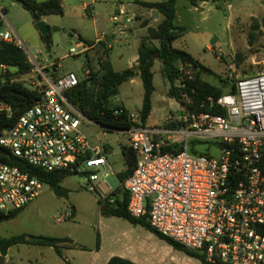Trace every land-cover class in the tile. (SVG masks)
<instances>
[{"label": "built area", "instance_id": "obj_1", "mask_svg": "<svg viewBox=\"0 0 264 264\" xmlns=\"http://www.w3.org/2000/svg\"><path fill=\"white\" fill-rule=\"evenodd\" d=\"M115 5L112 20L131 22L127 9ZM0 39L20 46L10 30L0 32ZM99 41L112 47L110 40ZM92 47L79 42L69 55ZM89 74L86 68L83 77ZM43 78L38 99L13 124L0 127V148L7 153L0 154V212L6 214L42 193L45 183L32 167L75 174L86 169L90 189L101 180L93 169L111 168L102 149L92 147L80 130L86 117L65 95L82 78L74 71L57 79L43 73ZM235 85L236 93L223 94L217 101L225 115L190 111L172 117L167 129L133 125L123 130L137 156L123 187L133 217L147 215L155 230L200 252L207 262L264 264V71L237 77ZM208 102L213 103L212 98ZM3 110L11 108L0 103ZM132 120L137 122L133 114ZM194 139L212 143L211 151L216 149L217 155L191 153ZM170 145L183 149L164 152L163 147ZM10 157L23 164L3 160Z\"/></svg>", "mask_w": 264, "mask_h": 264}, {"label": "rangeland", "instance_id": "obj_2", "mask_svg": "<svg viewBox=\"0 0 264 264\" xmlns=\"http://www.w3.org/2000/svg\"><path fill=\"white\" fill-rule=\"evenodd\" d=\"M218 1L220 8L216 7L213 0H208L203 9L192 16H185L188 32L175 39L173 46L187 50L214 72H199L196 68L180 64L182 76L201 73L204 80L223 86L227 91L231 81L237 77L264 71V0ZM85 2L92 3L91 0H62L63 14L44 17L43 20L50 27V44L46 45L37 23L18 1L0 0V32L9 29L25 53L34 57L30 60L34 65L31 72L21 75L14 68L4 69L0 66V76L12 73V79L23 82L30 89L42 88L45 84L43 73L57 79L66 72L74 71L82 78L86 70L87 53L93 64H96L103 53L102 48L71 56L70 49L76 47L78 40L69 34L82 35L89 40L102 36L115 27L112 17L117 9L114 0L97 2L93 4V13L89 14L83 9ZM122 4L134 17V22L130 23V31L125 29L112 42L110 58L116 71L133 65L139 43L147 35L148 28L143 25L150 21L144 19V15L148 14L147 9L131 0H125ZM2 9L7 10L5 15ZM158 23L154 22L153 25L157 26ZM57 65L60 67L55 68ZM161 69V62L156 60L153 66L155 91L147 123L148 127L167 129L171 126L169 122L172 117L187 116L190 110L181 101L169 96L171 84L163 77ZM179 85L180 80H176L175 86ZM143 97L144 87L138 76L121 85L114 102L123 104L138 121ZM80 130L92 147L99 146L102 149V155L111 166L93 169L101 178L95 188L90 189L86 184L90 171L84 169L81 173H72L59 184L66 195H56L55 189L44 184L42 193L14 218L0 221L2 238L16 235L69 237L74 241V246L60 245L59 254L53 247L17 243L9 248L7 263L51 264L56 258L63 264H72L73 250H76V244H80L85 249V263L93 251L100 250L97 255L100 263L109 256H121L138 264H203L199 258L174 249L141 224L134 225L125 218L101 213L99 201L106 203L108 198L114 200L113 191L119 187L123 189L118 173L126 169L122 148L129 146V140L121 130L108 129L88 119L83 120ZM174 138L180 139L177 135ZM217 153L216 149H212L213 155ZM121 196L120 193L118 198ZM69 213L72 215L68 216Z\"/></svg>", "mask_w": 264, "mask_h": 264}, {"label": "trees", "instance_id": "obj_3", "mask_svg": "<svg viewBox=\"0 0 264 264\" xmlns=\"http://www.w3.org/2000/svg\"><path fill=\"white\" fill-rule=\"evenodd\" d=\"M30 14L35 23L42 20L45 16L51 14H63V4L61 0H16ZM134 3L149 10H156L162 16L157 26H148L147 35L141 40L138 47L137 64L121 71H116L110 59L112 48H108L105 41H93L78 35V43L83 42L91 49L102 48V54L99 56L96 64L87 53L86 68L90 70L88 77H83L79 84L65 93L67 99L88 119L102 127L115 130H126L133 125L147 127L146 123L152 112V95L155 91L153 66L156 60L161 62V71L165 79L171 84L169 96L181 101L190 111H206L213 114L225 115L226 109L217 103L218 99L228 92L236 93L235 81L232 80L229 90H224L223 86L215 85L204 80L201 73L195 76L184 75L179 68L180 64L196 68L199 72H214L196 59L188 51L173 46V41L187 32V27L177 22V5L182 0H160L145 1L131 0ZM194 5L199 0H186ZM2 9V13H6ZM256 24L258 25V21ZM145 22V26L148 25ZM98 47V48H97ZM90 49V50H91ZM89 51V50H88ZM14 68L17 74H27L32 71L34 65L29 60L28 55L23 48L13 42L0 39V66ZM55 68L57 66H54ZM12 73L6 76H0V103L10 106L11 111H0V127L13 124L19 116L29 108L39 97V89H30L23 82L11 78ZM140 77L144 87L143 105L139 112V120H132L131 112L121 103L114 102V99L120 93V87L127 81ZM182 77V78H181ZM180 80V85L175 86V81ZM226 83L227 80H224ZM212 98L213 103L208 102ZM196 146H199L196 149ZM212 143L204 140L194 139L192 141L193 154H209ZM183 146H164V152H178ZM122 152L125 158L126 169L118 173L122 183L133 173L137 156L130 146H124ZM4 161L15 164H23L19 159L3 158ZM27 166V165H26ZM33 172L51 188L56 189L59 184L69 175L70 171L58 170L55 172H45L33 168ZM75 174V173H74ZM122 194L121 197L118 196ZM114 200L108 198L107 202L99 201L100 211L103 215H114L129 220L132 224H141L165 240L174 249L185 252L186 254L199 258L203 264H212L206 261L203 254L189 249L176 240L158 232L149 223L147 215L136 218L128 212V192L122 188L113 191ZM22 209V208H21ZM14 210L6 214L0 212V221L14 218L21 210ZM17 243H28L32 245L51 246L61 254L60 245L70 244L74 246V241L69 237H51L43 235H16L8 238L0 237V253L6 255L8 249ZM76 246H79L76 244ZM83 248V246H81ZM100 247V234L97 235V248ZM105 264H138L131 259L112 256ZM215 264H227L217 262Z\"/></svg>", "mask_w": 264, "mask_h": 264}, {"label": "crops", "instance_id": "obj_4", "mask_svg": "<svg viewBox=\"0 0 264 264\" xmlns=\"http://www.w3.org/2000/svg\"><path fill=\"white\" fill-rule=\"evenodd\" d=\"M39 1H44V0H39ZM62 1V0H61ZM123 1H125V0H123ZM123 1H115L114 0V3L115 4H122V2ZM126 1H130V0H126ZM145 1H160V0H145ZM214 1V3H215V5H216V7L217 8H220V5H219V1L218 0H213ZM208 3V0H199L198 1V4L197 5H194V4H192L191 2H189V1H186V0H182V1H179L178 2V5H177V22L179 23V24H181V25H184V26H186V24L184 23V20H186V18L188 17V16H192L193 15V13L194 12H196V11H199V10H201V9H203L204 8V6L206 5ZM63 4V3H62ZM123 5V4H122ZM124 7H125V5H123ZM94 6L92 5V4H88L87 2H85L84 4H83V9L87 12V13H89V14H92L93 13V8ZM117 7V6H116ZM142 7V6H141ZM126 8V7H125ZM143 8H145V7H143ZM127 9V8H126ZM145 9H147V8H145ZM148 10V14L147 15H144V19H150V21L148 20V25L146 26L147 28H148V26H154L153 25V23L154 22H159V21H161L162 20V16L161 15H159V20L158 19H153L152 18V13H153V10H149V9H147ZM116 11H117V9H116ZM127 12H128V15L132 18V21L131 22H129V23H125V24H116L115 25V27H113L112 29H110V30H108V31H106V33H104L102 36H100V37H97V38H95V39H93V40H95V41H97L98 39H105V40H110V42L112 43V42H114L115 40H116V38H117V35L118 34H122V33H124V31H125V29H129V31H130V28H132V26L130 25V23H132V22H134L133 20H134V17L132 16V15H130V13H129V11L127 10ZM5 15V14H4ZM185 16H187V17H185ZM44 19V18H43ZM124 22H125V20H124ZM147 22V21H146ZM145 24V23H144ZM143 26H145V25H143ZM187 27V26H186ZM9 29H7L6 31H8ZM126 30V31H127ZM187 32H188V27H187ZM186 32V33H187ZM185 33V34H186ZM76 36H78V35H76ZM82 36V35H81ZM86 39H89V38H86ZM218 39V41H219V38H217ZM141 42V41H140ZM140 44V43H139ZM139 47V46H138ZM111 48H113V45H112V47ZM209 48H212V47H209ZM185 50V49H184ZM112 51V50H111ZM187 51V50H186ZM190 53V52H189ZM110 54H111V52H110ZM111 59V58H110ZM135 60H134V63H133V65L131 66V67H133V66H135L136 64H137V59H138V54H137V56L134 58ZM112 62V61H111ZM201 62V61H200ZM205 65V64H204ZM135 79V78H134ZM133 79V80H134ZM133 80H131V81H133ZM146 126L148 127L149 125H148V123H146ZM66 246H70V247H72L73 245H70V244H65ZM79 246H76L77 248H76V250H73L74 252V260L72 261V264H105L112 256H109L105 261H103V263H100L99 262V260H98V253L100 252V250L99 251H93V253H92V256L91 257H89V258H87L88 260H87V262L85 263V262H83V253H85V249H82V245H80V244H78ZM49 247H51V246H49ZM54 248V247H53ZM9 250V249H8ZM1 254V253H0ZM7 255H8V252H7V254L6 255H4L5 256V258H6V263H7ZM133 261V260H132ZM135 262V261H134ZM8 264V263H7ZM36 264H39V263H36ZM51 264H63L62 262H59L56 258L52 261V263Z\"/></svg>", "mask_w": 264, "mask_h": 264}, {"label": "water", "instance_id": "obj_5", "mask_svg": "<svg viewBox=\"0 0 264 264\" xmlns=\"http://www.w3.org/2000/svg\"><path fill=\"white\" fill-rule=\"evenodd\" d=\"M152 18L153 19H158L159 18V13L156 10L153 11ZM37 26H38L39 30L41 31L42 35L45 38L46 45H49L50 44V39H49L48 33H49V30H50V27L47 25V23L43 19L37 22ZM69 36H74L75 40H79L78 36L73 35L72 33H70ZM0 154L1 155H7V153L4 150H2L1 148H0ZM55 194L59 195V196H64V195H66V191L63 190L62 188L58 187V188L55 189ZM0 264H7L6 263V258L2 254H0Z\"/></svg>", "mask_w": 264, "mask_h": 264}]
</instances>
